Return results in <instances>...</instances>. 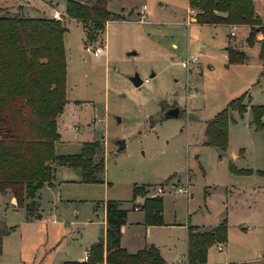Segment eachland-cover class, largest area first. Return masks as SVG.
I'll return each mask as SVG.
<instances>
[{"label": "rangeland", "instance_id": "obj_1", "mask_svg": "<svg viewBox=\"0 0 264 264\" xmlns=\"http://www.w3.org/2000/svg\"><path fill=\"white\" fill-rule=\"evenodd\" d=\"M1 1L23 6H1L0 16L51 17L52 9L63 14L58 21L66 28L65 101L55 116V152L77 154L82 142L93 141V159H103L104 168L97 181L83 182L78 168L51 164L54 179L37 189L31 217L0 193V221L13 227L1 238L0 264L85 259L101 238L108 199L121 201L127 219H142L129 226L125 238L138 230L150 242L155 239L166 247V264L184 261L188 224L207 231L222 219L226 240L208 247L205 263L264 264V138L251 109L264 105L257 56L264 33L248 46L244 27L196 23L186 0H105L113 16L87 40L82 23L65 14L66 0ZM253 2L264 27V0ZM97 45L106 51L94 56L86 49ZM227 46L244 50L245 62L227 64ZM197 52L198 61L187 71L181 60ZM134 72L142 79L138 87L128 78ZM243 93L245 110H230L225 149L204 144L205 121ZM165 103H176L183 112L159 119ZM135 184L144 186L133 199ZM178 187L187 193H178ZM159 192L163 223L147 225L143 211L132 205Z\"/></svg>", "mask_w": 264, "mask_h": 264}, {"label": "trees", "instance_id": "obj_2", "mask_svg": "<svg viewBox=\"0 0 264 264\" xmlns=\"http://www.w3.org/2000/svg\"><path fill=\"white\" fill-rule=\"evenodd\" d=\"M187 4L195 11L197 23L248 25L245 37L248 46L256 42L258 33H264L252 0H187ZM65 14L82 23L87 40L93 38L94 30H103L105 22L113 16L106 8L105 0H66ZM65 29L58 19L50 16H0V192L8 191L15 199V205L24 207L27 217L36 210L37 189L43 183H49L53 176L51 164L78 168L83 182L97 181L96 173L104 168L103 159H93L96 147L93 141L82 142L77 154L55 152L54 141L58 138L55 116L61 112L65 101ZM258 43L257 56L264 82V37ZM225 49L227 64L245 61L244 51L232 46ZM243 98L244 93L230 99L224 108L205 121L204 144L225 149L230 110L242 113L245 110ZM251 109L252 123L264 138V105L251 106ZM143 186L133 185V199L143 193ZM103 205V239L88 248L84 260H67L62 264H166L152 243L135 252L122 247L121 226L126 222L128 209L116 199H108ZM139 209L144 214L143 223H163L161 195L146 196ZM12 229L0 221V251L2 236ZM225 240V219L207 231H199L197 226L188 224L186 263L205 264L208 247Z\"/></svg>", "mask_w": 264, "mask_h": 264}, {"label": "crops", "instance_id": "obj_3", "mask_svg": "<svg viewBox=\"0 0 264 264\" xmlns=\"http://www.w3.org/2000/svg\"><path fill=\"white\" fill-rule=\"evenodd\" d=\"M187 1V0H186ZM253 1V0H252ZM253 5H254V11H255V13L258 15V16H260V14H259V12H258V10H256V7H255V4H254V2H253ZM8 7V8H15V7H22L23 5L22 4H11V3H8V2H2L1 0H0V7ZM187 7H188V4H187ZM19 9V8H18ZM189 9V8H188ZM56 10V9H55ZM52 11V10H51ZM50 11V12H51ZM122 20H124V19H122ZM107 21H109V20H107ZM106 21V22H107ZM105 22V23H106ZM196 22V21H195ZM197 23V22H196ZM201 24H206V23H201ZM224 25H230V24H224ZM236 27H244L245 28V31H246V34H247V32H248V30H249V27L247 26V25H238L237 24V26ZM233 30V34H232V36H234L235 35V27L232 29ZM231 35V34H230ZM104 46V45H103ZM236 49H238V48H236ZM239 50H242L241 48L239 49ZM103 51L105 52L106 51V48L104 47V49H103ZM242 51H244V50H242ZM246 55V54H245ZM246 57H247V55H246ZM245 60H246V58H245ZM245 62V61H244ZM243 62V63H244ZM239 64H242V63H239ZM264 83V82H263ZM55 170V169H54ZM54 179V176H53V178H52V180ZM0 193H3V194H8L9 195V197H10V202H11V204L13 205V206H16L15 205V202H14V198L10 195V193L8 192V191H4V192H0ZM159 195H161V193L159 192L158 193ZM141 203H136V204H133L132 205V209L133 210H140L139 209V205H140ZM103 206V214H102V223H103V227H102V229H101V238L100 239H103V237H104V229H105V208H104V205H102ZM134 207H137V209H135ZM127 214H128V211H127ZM32 216V215H31ZM31 216H29V217H31ZM128 217L126 216V222L121 226V237H120V245L122 246V247H124L128 252H135V251H137L138 249H141V248H143L146 244H149L148 242H150L149 240H147L146 238H145V236H144V234H141V232L140 231H136V230H131V233H132V236H129L128 235V237L127 238H125V232L126 231H128L127 229L129 228V226L131 225V224H133V223H135V224H142V222H141V217L140 218H137V220H131V219H127ZM133 221H135V222H133ZM139 228V227H138ZM140 232V233H139ZM152 242H150V243H152V244H154V245H156V247L158 248V251H159V254H160V256L162 257V259L164 260V262L165 263H167L166 262V259H167V250H166V247H163V246H161L155 239H153V240H151ZM185 250H186V231H185V241H184V252H183V259H184V261H185ZM81 260H84V259H81ZM183 261V262H184ZM243 263V262H242ZM104 264H109V263H104ZM206 264V263H205Z\"/></svg>", "mask_w": 264, "mask_h": 264}, {"label": "built area", "instance_id": "obj_4", "mask_svg": "<svg viewBox=\"0 0 264 264\" xmlns=\"http://www.w3.org/2000/svg\"><path fill=\"white\" fill-rule=\"evenodd\" d=\"M145 5H143L140 9V11L138 12V15H139V18L138 20L139 21H142L144 19V10H145ZM51 13V17L55 18V19H61V16L63 15L62 13H60L59 11L55 10V9H52V11L50 12ZM192 15L195 16V11L192 12ZM232 28H234V25L232 26ZM230 34L232 35L233 34V30L230 31ZM86 49L88 50H91L92 52V55L94 56H98L102 50L104 49V46H95L93 47L92 49H90L88 46H86ZM201 55V52H197V53H188L185 58L183 60H181V65H186L188 64L189 62L191 61H194L195 59H197L199 56ZM145 81H147V79H145ZM177 192L178 193H187V189L186 187L182 188V187H178L177 188ZM135 209H137V207H134ZM222 245L221 244H218L217 245V249L218 250H222ZM178 264H187L186 261H182Z\"/></svg>", "mask_w": 264, "mask_h": 264}, {"label": "water", "instance_id": "obj_5", "mask_svg": "<svg viewBox=\"0 0 264 264\" xmlns=\"http://www.w3.org/2000/svg\"><path fill=\"white\" fill-rule=\"evenodd\" d=\"M130 54H135V51H130ZM152 75H154V73H150L149 76L151 77ZM129 80L131 81V83L133 84V86L138 87L141 83H142V79L139 77L137 72H134L132 75H130ZM177 114V109L173 108L170 110H167L164 112V116H176ZM119 144V149H122L124 146V141L123 140H119L118 141ZM167 180V179H166Z\"/></svg>", "mask_w": 264, "mask_h": 264}, {"label": "flooded vegetation", "instance_id": "obj_6", "mask_svg": "<svg viewBox=\"0 0 264 264\" xmlns=\"http://www.w3.org/2000/svg\"><path fill=\"white\" fill-rule=\"evenodd\" d=\"M198 58H199V57H198ZM198 58L195 59L194 61L189 62V63L186 64V65H181V66L184 67V68H186L187 71H191V67H190V65L196 63V62L198 61ZM196 72H197L199 75L201 74L200 71L198 72V71L196 70ZM173 108H176V109H177V114H176V116H164V112H165V111L170 110V109H173ZM182 112H183V110L181 109V107H180L178 104H176V103H170V104L165 103V104L162 105V107L160 108V115H159L160 117H159V119H164V118H168V117H177V116H179Z\"/></svg>", "mask_w": 264, "mask_h": 264}]
</instances>
